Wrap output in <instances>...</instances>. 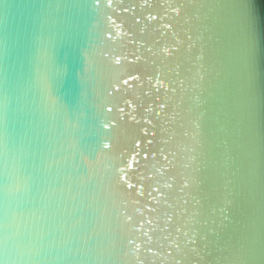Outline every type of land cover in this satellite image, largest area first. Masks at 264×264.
I'll use <instances>...</instances> for the list:
<instances>
[{"label": "water", "instance_id": "1", "mask_svg": "<svg viewBox=\"0 0 264 264\" xmlns=\"http://www.w3.org/2000/svg\"><path fill=\"white\" fill-rule=\"evenodd\" d=\"M0 264H264V0H0Z\"/></svg>", "mask_w": 264, "mask_h": 264}]
</instances>
